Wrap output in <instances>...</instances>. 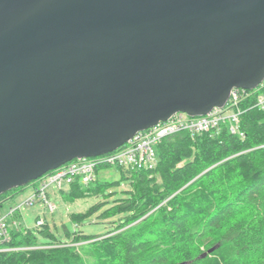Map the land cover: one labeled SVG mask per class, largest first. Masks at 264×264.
Here are the masks:
<instances>
[{"label": "water", "instance_id": "95a60500", "mask_svg": "<svg viewBox=\"0 0 264 264\" xmlns=\"http://www.w3.org/2000/svg\"><path fill=\"white\" fill-rule=\"evenodd\" d=\"M263 82L264 0H0V195Z\"/></svg>", "mask_w": 264, "mask_h": 264}, {"label": "trees", "instance_id": "16d2710c", "mask_svg": "<svg viewBox=\"0 0 264 264\" xmlns=\"http://www.w3.org/2000/svg\"><path fill=\"white\" fill-rule=\"evenodd\" d=\"M246 91L236 133L223 124L216 132L168 136L155 148L153 168L117 169L118 181L96 178L87 186L76 178L62 192L67 203L103 198L69 220L79 227L99 213L112 220L104 234L62 226L59 237L47 224L17 227L0 264H264V109L256 106L264 82ZM125 180L130 189L105 207L115 196L110 189ZM27 185L1 194L0 207Z\"/></svg>", "mask_w": 264, "mask_h": 264}, {"label": "built area", "instance_id": "2783aa9c", "mask_svg": "<svg viewBox=\"0 0 264 264\" xmlns=\"http://www.w3.org/2000/svg\"><path fill=\"white\" fill-rule=\"evenodd\" d=\"M243 89H232L226 105L214 108L208 114L198 117H189L185 113H175L166 121L157 123L146 130L137 132L131 139L113 152L92 158L72 160L38 180L36 190L14 208H10L5 215L0 216V252L8 251L4 244L10 240V228L16 227L17 222L11 220L20 213L22 207L32 206L42 201L52 213L55 205L49 203L46 196L48 188L63 191L79 178L87 186L96 179V171L103 167H114L127 171L149 170L156 164V146L166 137L186 132L191 137L201 133H211L220 130L221 125L228 124L231 133L238 131L239 104L248 96ZM256 106L264 109V97L258 96ZM43 224L37 220L36 227Z\"/></svg>", "mask_w": 264, "mask_h": 264}, {"label": "rangeland", "instance_id": "374dc122", "mask_svg": "<svg viewBox=\"0 0 264 264\" xmlns=\"http://www.w3.org/2000/svg\"><path fill=\"white\" fill-rule=\"evenodd\" d=\"M96 176L97 180L100 182H114L120 179V172L114 167H103L96 172ZM129 182V180L122 181L118 187H113L110 189V192L115 193V196L109 198L106 201L107 205L105 207L111 206L115 198L122 196V193L124 191L130 189ZM36 187V182L32 181L27 186H25L22 192L16 194L7 202H4L3 206L0 207V216L5 213V211L7 210L6 208H8L10 204H12L13 208L20 204L21 201L26 199ZM64 192H67V189ZM46 196L48 202L55 205L54 212L51 213L46 204L42 201L35 202L30 207H22L20 210V216L17 217V221L22 227L36 231L35 223L37 220H41L42 222H44V224H47L51 230H58L60 232L59 237H62L60 231L62 226H66L70 230H81L84 234L89 235L104 234L112 227V220L102 221L97 218L99 213L93 215L88 221H85L79 227L73 225V223L69 220L70 214L83 213L93 205L102 202L103 198L101 197H88L75 200L72 203H67L66 201H64V195L53 189L52 187L47 189ZM9 250L12 249H8V251Z\"/></svg>", "mask_w": 264, "mask_h": 264}, {"label": "crops", "instance_id": "0c3cea01", "mask_svg": "<svg viewBox=\"0 0 264 264\" xmlns=\"http://www.w3.org/2000/svg\"><path fill=\"white\" fill-rule=\"evenodd\" d=\"M11 198H12V197H11ZM11 198H10V199H11ZM10 199H9V200H10ZM7 201H8V200H7ZM7 201H6V202H7ZM4 202H5V201H4ZM4 202H3V203H4ZM3 203H2V206H3ZM11 207H12V204H10V205L8 206V208H6V209L8 210V209L11 208ZM7 210H6V211H7ZM6 211H5V212H6Z\"/></svg>", "mask_w": 264, "mask_h": 264}]
</instances>
